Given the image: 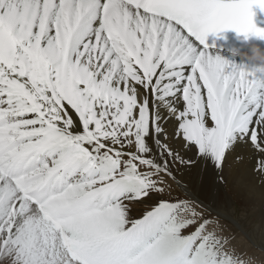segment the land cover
Wrapping results in <instances>:
<instances>
[{
    "label": "snow or ice",
    "instance_id": "snow-or-ice-1",
    "mask_svg": "<svg viewBox=\"0 0 264 264\" xmlns=\"http://www.w3.org/2000/svg\"><path fill=\"white\" fill-rule=\"evenodd\" d=\"M254 6L0 0V264H256L182 183V149L264 153V75L206 42L264 36Z\"/></svg>",
    "mask_w": 264,
    "mask_h": 264
},
{
    "label": "bare ground",
    "instance_id": "bare-ground-1",
    "mask_svg": "<svg viewBox=\"0 0 264 264\" xmlns=\"http://www.w3.org/2000/svg\"><path fill=\"white\" fill-rule=\"evenodd\" d=\"M173 127L174 124H169V131ZM173 147L179 148V145L174 144ZM182 151L185 157H191L193 160V166L190 169H185L184 172V175L189 174L192 180L182 181V183L187 186L244 183L243 189H237V192L241 191L243 194L241 196L234 194L235 199L245 209H250L246 210L247 214L251 216L264 215V174L256 170V164L259 161L257 159L258 157L264 158V153L255 151L241 131L234 130L226 138V147L219 167H215L210 161L198 157L194 148L182 149ZM246 183H254V185L247 186ZM188 190L190 191V189ZM142 209L140 210L142 211ZM216 213L224 214L221 211Z\"/></svg>",
    "mask_w": 264,
    "mask_h": 264
},
{
    "label": "rangeland",
    "instance_id": "rangeland-1",
    "mask_svg": "<svg viewBox=\"0 0 264 264\" xmlns=\"http://www.w3.org/2000/svg\"><path fill=\"white\" fill-rule=\"evenodd\" d=\"M190 180L192 177L189 174L183 175V181ZM246 184L254 185V183ZM187 187L194 198L210 209L214 215L220 211L224 213L218 215L222 218L221 222L226 224L228 233L235 236L233 246L237 253L245 257H254L256 264H264V215L247 214L246 210L250 209H245L234 197V194L240 196L243 194L241 191L237 192V189H243L244 183L202 186L194 184ZM182 196V190L172 194L173 199ZM139 208L142 209L143 206L136 207L130 212L132 218H139L142 215L144 209L141 211Z\"/></svg>",
    "mask_w": 264,
    "mask_h": 264
},
{
    "label": "clouds",
    "instance_id": "clouds-1",
    "mask_svg": "<svg viewBox=\"0 0 264 264\" xmlns=\"http://www.w3.org/2000/svg\"><path fill=\"white\" fill-rule=\"evenodd\" d=\"M228 51L231 57H240V66H242L245 70L253 73L264 74V50H261L258 46L252 45L248 52H241L236 47L229 48ZM232 63H234V61H232Z\"/></svg>",
    "mask_w": 264,
    "mask_h": 264
}]
</instances>
